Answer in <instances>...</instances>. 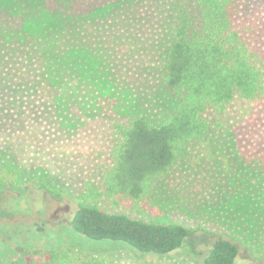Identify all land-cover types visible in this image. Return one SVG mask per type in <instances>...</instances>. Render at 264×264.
I'll return each instance as SVG.
<instances>
[{"label":"rangeland","instance_id":"rangeland-1","mask_svg":"<svg viewBox=\"0 0 264 264\" xmlns=\"http://www.w3.org/2000/svg\"><path fill=\"white\" fill-rule=\"evenodd\" d=\"M0 0L2 16L35 36L27 81L4 85L0 111V262L25 250L71 249L83 256L135 258L120 241H95L71 226L83 181L100 184L115 121L145 116L158 125L178 101L162 85V65L173 41L172 0ZM54 4V3H53ZM71 8H75L73 11ZM75 10H79L76 12ZM8 19V18H7ZM262 20L264 0H241V22ZM6 39L0 34V43ZM5 52L0 49V59ZM46 84L47 101L35 93ZM220 137L252 133L264 157V105L238 101ZM253 131V132H252ZM199 156L156 184L138 209L118 210L155 224L195 229L179 252L142 261L202 264L221 237L239 244L241 264H264V165L228 176ZM101 209L111 212L106 202Z\"/></svg>","mask_w":264,"mask_h":264},{"label":"trees","instance_id":"trees-1","mask_svg":"<svg viewBox=\"0 0 264 264\" xmlns=\"http://www.w3.org/2000/svg\"><path fill=\"white\" fill-rule=\"evenodd\" d=\"M55 3L49 0L53 5L50 9L57 8ZM172 3L173 41L162 65V85L178 101V107L158 125L143 115L113 123L108 160L98 166L100 184L83 181L82 200L71 221L73 229L88 239L126 243L133 250L124 249L135 258L123 262L112 257L83 256L71 249H27L0 264H161L141 258L177 253L200 230L141 221L118 210L120 206L141 209L159 180L201 155L221 161L228 176L244 167H263L264 157L255 135L248 133L234 142L220 137L226 128L227 111L234 103L264 105V51L258 39L263 31L262 20L241 22V0ZM2 17L0 34L6 39L0 49L6 56L0 59V111L5 112L2 100L9 99V93L3 87L27 81L30 66H26L34 56L36 38L16 18ZM40 85L35 95L47 101L50 90L46 84ZM2 184L0 177V187ZM101 202L113 210L101 209ZM240 255L238 243L221 237L202 264H241Z\"/></svg>","mask_w":264,"mask_h":264}]
</instances>
